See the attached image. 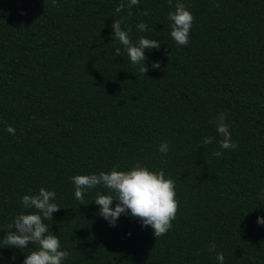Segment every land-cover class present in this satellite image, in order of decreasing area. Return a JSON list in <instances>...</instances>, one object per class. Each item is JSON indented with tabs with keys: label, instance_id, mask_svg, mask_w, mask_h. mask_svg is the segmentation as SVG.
I'll use <instances>...</instances> for the list:
<instances>
[{
	"label": "trees",
	"instance_id": "trees-1",
	"mask_svg": "<svg viewBox=\"0 0 264 264\" xmlns=\"http://www.w3.org/2000/svg\"><path fill=\"white\" fill-rule=\"evenodd\" d=\"M119 2L0 0V239L34 211L22 196L45 188L61 207L45 223L70 253L64 264H218V252L224 264H264V0H182L194 17L187 46L170 36L168 0H139L131 16ZM122 18L134 43L160 42L144 75L112 37ZM222 112L236 149H220L209 123ZM137 162L175 182L176 218L157 238L130 214L109 226L92 203L102 186L86 206L74 196L71 177ZM36 248L0 240V264Z\"/></svg>",
	"mask_w": 264,
	"mask_h": 264
},
{
	"label": "clouds",
	"instance_id": "clouds-1",
	"mask_svg": "<svg viewBox=\"0 0 264 264\" xmlns=\"http://www.w3.org/2000/svg\"><path fill=\"white\" fill-rule=\"evenodd\" d=\"M51 3L55 6L56 0H51ZM138 4L139 0H120L115 11L120 13L127 9L128 16H131V9ZM168 4L174 8V11H170L167 17L171 22L170 36L177 45L187 46L194 17L182 0H175V3L173 0H168ZM142 14L149 15V12L145 10ZM123 19L113 21L112 37L119 41L131 63L138 66L139 72L144 75L148 70L145 64L147 59L145 50L159 49L160 42L141 36L134 43L129 35L130 29H122ZM136 27L140 32L148 30V25L144 22L138 23ZM114 55L115 57L121 56V49L116 48ZM152 67L159 68V62H154ZM226 119V113L222 112L209 123H214L217 133L222 136L219 141L220 149H236L238 145L232 140ZM6 130L9 134H15V129L11 125ZM212 142L211 136L203 138L202 141L203 145ZM158 150L166 155L169 151L167 141L161 142ZM212 155L221 157L223 151H214ZM71 181L75 189L74 196L80 201V205H85V193L88 190L98 186L108 190V194L97 192L92 203L99 206L98 215L105 219L109 226H115L122 214H130L141 222L142 227L150 226L153 235L157 238L170 230L172 221L176 218L179 205L176 199L175 182L166 178L163 171L153 172L139 162L127 171L113 167L110 171H101L99 174L75 175L71 177ZM260 192L264 194V187L260 189ZM55 197V191L45 188H40L37 194L23 195L20 201L23 208L34 211L16 215L12 223L7 226L6 234L0 239L4 247H15L22 250L31 244L37 246L36 250L25 255L22 264H64L70 256L67 250L61 249L58 236L50 232V225L45 223V221H52V214L61 208L52 202ZM113 201H116L114 206ZM257 224L264 225V219L257 217ZM208 251L215 252L216 245L210 244ZM216 259L218 264H224L222 252L216 253Z\"/></svg>",
	"mask_w": 264,
	"mask_h": 264
}]
</instances>
